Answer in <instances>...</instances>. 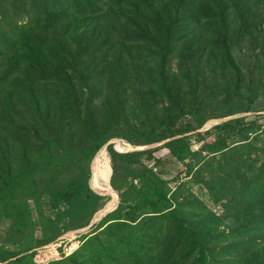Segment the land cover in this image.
<instances>
[{
  "label": "trees",
  "instance_id": "16d2710c",
  "mask_svg": "<svg viewBox=\"0 0 264 264\" xmlns=\"http://www.w3.org/2000/svg\"><path fill=\"white\" fill-rule=\"evenodd\" d=\"M263 96L264 0H0V264H264Z\"/></svg>",
  "mask_w": 264,
  "mask_h": 264
},
{
  "label": "water",
  "instance_id": "95a60500",
  "mask_svg": "<svg viewBox=\"0 0 264 264\" xmlns=\"http://www.w3.org/2000/svg\"><path fill=\"white\" fill-rule=\"evenodd\" d=\"M245 113L246 112H239V113H233V114H230V115L222 116V117H219V118H210L201 127H199L198 129L202 130L205 127L208 128V126H211L212 125V124H210V123H212V121H215L214 123H217V122H219L221 120H225V119H228L230 117L242 115V114H245ZM175 136H179V135H175ZM175 136H170V137L164 138V139L159 140V141H154V142H150V143H146V144H142V145H132L131 147H128V148H119V147H117V149L124 151V150H132V149H140V148L153 147V146H156V145H160V144L164 143L166 140H169V139H171L172 137H175ZM117 140H119V138H117V137L110 138L101 147H99V149L96 151L94 157L92 158V161H91V176H90V180L89 181H90L91 187L94 190H96V191H100L92 183V181L94 179V167H95L96 156H97L98 152L101 150L102 147H105L106 148L107 147V144L109 142H115L116 143ZM111 172H112V169H111ZM111 172H110V175H111ZM114 191L117 194V199H116V201H115V203H114L113 206H108L107 203H105L100 209H98L97 211H95V213L93 214V216L91 218V221L87 225H85L83 227H80V228H77V229H74L72 231L73 232H78V231H85V230H87L92 223H94L96 220L100 219L108 211H110L113 208H115L117 206L118 202H119V193H118V191L116 189H114Z\"/></svg>",
  "mask_w": 264,
  "mask_h": 264
},
{
  "label": "rangeland",
  "instance_id": "374dc122",
  "mask_svg": "<svg viewBox=\"0 0 264 264\" xmlns=\"http://www.w3.org/2000/svg\"><path fill=\"white\" fill-rule=\"evenodd\" d=\"M258 105L259 106H263L264 105V96L263 97H261L260 98V100H259V102H258ZM215 121H212V123H210V124H213ZM209 127V126H208ZM204 129H206V127L204 128ZM203 130V129H202ZM118 141V140H117ZM116 141V142H117ZM195 144H196V142H195ZM131 146H132V144H131ZM131 146H128V147H131ZM128 147H126V148H128ZM158 152H159V154L158 155H160L161 154V158H162V160H163V162H164V169L167 171V173L165 174V176L166 177H168V178H170L173 174H175L178 170H180V167H182V164L180 163V162H177V161H174V160H171V159H169V157L168 156H166L165 154H163V150L162 149H160V150H158ZM111 167V164H110V162L107 164V166L104 168L105 169V173H107V174H109V172H108V170H109V168ZM95 170H96V165H95ZM96 172V171H95ZM180 174H183V172H180ZM96 175L97 174H95L94 175V178L96 179V181L99 183V184H101V185H103V186H106L107 188H109V189H112L111 188V184H110V181H109V179H108V176H103V177H100V178H96ZM170 183L173 185L174 184V182L173 181H170ZM198 192H200V191H198ZM113 197H114V195H113ZM112 197V198H113ZM116 198H117V196H116ZM115 197H114V199L112 200V202H111V204L113 203V202H115ZM108 201V200H107ZM107 201H106V203H107ZM110 204V205H111ZM78 235V232H73V231H68V232H66V233H64L63 235H61L60 236V238L62 237V236H64L66 239H69V238H73V237H75L76 238V236ZM49 245H51V246H49L48 248H50V250L52 251V252H54V254H52V255H56V254H58V250L55 248L56 247V245H57V243H56V241H53V242H51ZM50 255V253H48V255L46 254L45 256L47 257V256H49ZM37 256H40V255H37ZM34 258H35V256H34ZM42 258H45V257H42ZM36 259H39V258H37L36 257ZM47 259H45V261H46ZM38 261V260H37Z\"/></svg>",
  "mask_w": 264,
  "mask_h": 264
},
{
  "label": "built area",
  "instance_id": "2783aa9c",
  "mask_svg": "<svg viewBox=\"0 0 264 264\" xmlns=\"http://www.w3.org/2000/svg\"><path fill=\"white\" fill-rule=\"evenodd\" d=\"M56 243H57V245L55 248L58 250L59 245H61V251L65 255L72 252L79 244V242L75 239V237L66 239L64 236H62L58 241H56ZM49 246H51V245L46 244V245L41 246L37 250V252L35 253V258H34L36 261L38 260L37 262L46 263L50 258L60 256V251L58 250V254H56V255L50 254L49 256L46 257L45 256V254H46L45 250H47V249L50 250V248H48ZM37 255H40V256H37ZM36 257L39 259H36ZM42 257H45V258H42ZM45 259H47V260L45 261Z\"/></svg>",
  "mask_w": 264,
  "mask_h": 264
},
{
  "label": "bare ground",
  "instance_id": "6f19581e",
  "mask_svg": "<svg viewBox=\"0 0 264 264\" xmlns=\"http://www.w3.org/2000/svg\"><path fill=\"white\" fill-rule=\"evenodd\" d=\"M120 139H121V138H119V140H120ZM119 140H118V141H119ZM122 140H123L125 143L131 145L128 141H126V140H124V139H122ZM118 141H117V142H118ZM104 149H107V148L103 147V148L100 150V152L98 153V156H99V154H100ZM107 153H108V151H107ZM98 156H97V158H98ZM108 156H109V154H108ZM112 163H113V162H112ZM95 165H96V162H95ZM94 175H95V173H94ZM103 176H107V173H105V169H103L100 173H98V174L96 175V178H100V177H103ZM93 182H94L97 186H100V187H96V188H98L99 190H107V191L111 194V199H112L113 195H115V199H117V198H116L117 194H116V192L114 191V189H113L112 186H111L112 189H109V188H107L106 186H103V185L99 184V183L96 181L95 178L93 179ZM101 187H102V188H101ZM111 199H110L109 201H111ZM109 201L107 202V204L109 203ZM115 201H116V200H115ZM114 203H115V202H113V203H112L111 205H109V206H113ZM45 253H46V254H48V253H50V254H54V252H52V251L49 250V249L45 250ZM46 254H45V255H46Z\"/></svg>",
  "mask_w": 264,
  "mask_h": 264
}]
</instances>
